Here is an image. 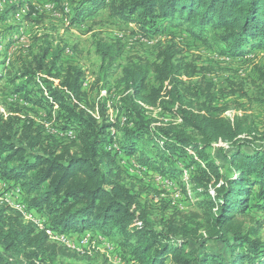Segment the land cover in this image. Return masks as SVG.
<instances>
[{
    "label": "trees",
    "instance_id": "obj_1",
    "mask_svg": "<svg viewBox=\"0 0 264 264\" xmlns=\"http://www.w3.org/2000/svg\"><path fill=\"white\" fill-rule=\"evenodd\" d=\"M105 1L93 11L104 7ZM108 10L125 24L135 23L143 35L155 34L161 24H167L185 28L201 41L209 36L228 46L229 57L234 59L264 49V0H112ZM98 51L104 60H114L113 46L99 44ZM175 56L174 44L159 48L158 64L152 70L159 87L146 92L150 70L140 71L132 85V99L149 106L159 102L193 133L159 128L165 140H160L163 147L158 145L162 149L152 157L145 149L149 128L137 125L125 131L119 150L166 176L176 174L180 169L175 164L189 158L187 166L195 167L190 182L212 184L214 192L213 197L204 193L206 198L199 203L205 207L204 221L195 229L169 221L166 229L157 231L140 205L139 194L123 182L116 161L119 153L105 150L109 129L116 124L108 123L104 105L100 121L80 105L87 98L82 85L85 74L72 68L59 70L56 62L49 75L58 85L45 80L39 98L27 92L29 81L15 92L26 91L29 103L50 113L57 107L55 131L75 136L47 132L23 110L8 116L0 111V181L11 189L21 188L23 204L45 219V228L63 234L99 230L117 235L137 264H167L168 259L170 264H264V242L253 231L244 232L236 218L250 207L251 197L262 201L256 205L264 209V135L258 144L243 138L241 121L224 117L212 100L195 108L175 90L169 92L170 99H161L164 84L179 73ZM38 65L42 70L43 63ZM218 142L231 143L229 150L218 149L225 159L221 165L209 152ZM222 168H229L231 175L223 174ZM59 256L69 257L71 251L52 242L35 223L26 222L21 212L0 202V264H20L21 258L36 264V260Z\"/></svg>",
    "mask_w": 264,
    "mask_h": 264
},
{
    "label": "rangeland",
    "instance_id": "obj_2",
    "mask_svg": "<svg viewBox=\"0 0 264 264\" xmlns=\"http://www.w3.org/2000/svg\"><path fill=\"white\" fill-rule=\"evenodd\" d=\"M100 1L103 0H0V111L8 116L23 110L47 132L73 138V132L55 131L57 107L51 113L42 110L26 100V91L16 93L15 89L29 81L27 92L31 97H41L39 90L45 89V80L59 84L49 75L54 62L59 70L82 71L85 74L83 91L87 98L86 103L80 105L89 108L88 112L99 121L104 105L108 123L116 124L109 129L105 150L119 153L116 161L123 182L133 193L139 194L140 205L146 209L157 231L166 229L169 221L195 229L204 221L205 207L199 204L206 198L204 193L208 191L213 197L214 192L212 184L190 182L195 167L187 166L189 158L175 164L180 169L176 174L166 176L141 165L137 156L120 153L119 142L125 139V131L134 130L137 125L149 128L145 149L152 157L162 149L158 147L160 140H165L159 128L193 133L159 102L157 106H149L141 100H133L134 79L140 76V71L150 70L145 91L158 88L152 70L158 64L159 48L174 44V61L179 73L174 81L164 84L161 99H170L169 92L175 90L185 103L195 108L212 100L224 117L241 121L245 130L243 138L258 144L261 142L258 139L264 135V79H261L264 49L250 52L240 60L229 57L230 48L225 44L209 36L201 41L185 28L161 24L159 32L143 35L135 23L125 24L110 15L108 8L112 0H106V6L94 12ZM99 44L113 46L112 62L103 59L98 51ZM41 62L43 69L39 70ZM25 72L31 74L22 78ZM56 72L52 71V74ZM15 77L19 78L11 82ZM220 92H226L227 96L223 97ZM21 117L25 118L22 114ZM163 142L160 143L162 147ZM230 148L231 143L218 142L209 152L221 165L225 159L218 149ZM221 172L230 176L232 171L222 168ZM8 190L0 185L1 197ZM11 198L12 203H23L16 195ZM250 203L248 209L237 214V221L244 232L253 231L255 238L264 242V209L256 205H262V201L257 202L251 197ZM65 235L69 236L72 245L68 248L71 256L36 260V264H137L117 235L107 236L99 230ZM84 235L90 238L86 244H81ZM19 262L30 264L22 258ZM167 264H170L169 259Z\"/></svg>",
    "mask_w": 264,
    "mask_h": 264
},
{
    "label": "built area",
    "instance_id": "obj_3",
    "mask_svg": "<svg viewBox=\"0 0 264 264\" xmlns=\"http://www.w3.org/2000/svg\"><path fill=\"white\" fill-rule=\"evenodd\" d=\"M0 185L9 189L5 195H3L1 197L0 195V202H6L10 207H12L15 210H18L19 212H21V214L23 215L24 219L26 222H33L36 225H38V227L42 230H45L46 233L49 235V238L56 242V243H61L67 246V248L72 247V245L70 244V240H69V236L65 235L63 233H57L54 232L52 230H49L47 228H45L44 224H45V219L40 217V215L37 214L36 211L34 210H29L27 208L26 205H24L22 202L20 203H12L10 200H12L11 196L16 195L17 197H20L23 200V192L21 191V188L19 187H14V188H9V186H7L6 183H3L2 181H0ZM11 192V194H8V192ZM89 236L88 235H84L82 236L81 239V244H86L89 240Z\"/></svg>",
    "mask_w": 264,
    "mask_h": 264
}]
</instances>
